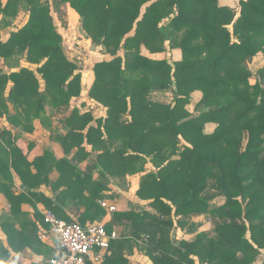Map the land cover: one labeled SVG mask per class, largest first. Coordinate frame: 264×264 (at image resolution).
Listing matches in <instances>:
<instances>
[{
    "label": "trees",
    "instance_id": "trees-1",
    "mask_svg": "<svg viewBox=\"0 0 264 264\" xmlns=\"http://www.w3.org/2000/svg\"><path fill=\"white\" fill-rule=\"evenodd\" d=\"M59 1L69 3L75 10L85 38L113 55L110 60L95 63L88 93L107 107V116L96 119L93 126L89 125L93 120L90 113L72 109L66 117L67 133L56 135L64 152L68 154L76 148L75 156H86L82 145L85 140L97 152L93 167L100 165L103 174L122 178L141 173L136 195L148 200L160 215L186 217L197 212H221L222 223L215 227L218 239L203 242L207 235L203 233L193 242L181 240L176 246L169 240L172 226L168 218L146 210L116 213L131 227V233L147 236L148 244L157 253L151 255L156 264H194L189 254L200 261L206 258L207 264L253 262L259 249H264V143L261 139L254 141L250 134L246 147L240 150L241 136L235 139V130L245 128L241 107L247 106L253 112L264 107L261 79L249 84V73L239 70L241 60L254 51L253 45L254 49L258 46L264 50V0L240 1V15L232 25L237 41L230 38L226 27L232 20L231 11L220 6L218 0ZM33 3L28 8L27 22L11 31L6 41L0 40V57L10 64L18 65L24 54L30 63L39 64L45 59L36 67L44 81L42 91L33 70L21 67L6 74L0 69V119L5 117L24 131H30L34 117H44L46 104L61 107L80 94V74L74 73L76 66L62 52L61 35L51 25L46 6ZM15 5V0H0V26L10 23L6 18L15 15ZM166 41L169 51L177 54L172 64L140 54L142 45L152 53L166 51ZM119 48L124 50L123 56L117 54ZM259 77L264 78V68ZM8 80L12 81V90L5 95ZM171 86L173 105L146 98L150 90ZM196 90L200 93L196 106L202 110L194 115L185 106ZM8 103L14 112L9 111ZM126 112L130 117L124 122ZM258 120L257 128L264 132V114ZM211 124L213 130L206 132L205 126ZM17 136L0 127L4 142L0 143V193L9 203L6 224L2 226L12 251L28 247L43 256V264H49L57 251L38 240L35 222L25 220L20 230L15 228L22 214L21 204L32 202L30 195L42 200L58 218L75 221L61 206L33 190L44 184L56 193L58 202L69 199L82 205L77 222L99 221L105 210L97 199H103L101 190L105 185L92 182L90 175L82 174L66 158L54 159L59 175L50 180L47 172L51 154L47 150L24 152ZM179 136L188 144L180 152ZM142 139L152 142L149 160L139 154ZM175 155L178 158L170 159ZM148 161L157 168L156 172L146 171ZM10 168L30 189L27 193L12 191ZM208 187L221 192V205L209 204L213 198L206 193ZM246 218L248 226L237 221ZM40 221L43 224L42 216ZM177 222L184 225L181 219ZM28 224L30 229H26ZM106 229L111 230L108 226ZM9 257L8 248L0 240V264H13Z\"/></svg>",
    "mask_w": 264,
    "mask_h": 264
},
{
    "label": "crops",
    "instance_id": "crops-1",
    "mask_svg": "<svg viewBox=\"0 0 264 264\" xmlns=\"http://www.w3.org/2000/svg\"><path fill=\"white\" fill-rule=\"evenodd\" d=\"M18 19V18H17ZM16 19V20H17ZM16 20H13V24L16 23ZM164 22V21H163ZM11 23V22H10ZM10 23L7 25L0 26V40L6 41L10 32L15 30L10 27ZM24 23V22H23ZM21 25L18 26L20 28ZM12 25V24H11ZM17 29V28H16ZM58 31V29L56 28ZM60 34V32L58 31ZM78 36L71 35L72 41L77 42L83 47V50H87V54L81 56H76L77 60H75V52H77L78 46L73 44L76 49L71 47V44L65 43L62 45V52L66 59L74 64L76 68L74 69V73L80 74V94L78 96H74L70 99L69 103L63 105L61 107H53L50 104H46L44 107L45 115L43 118L36 120L34 125L31 121V129L30 131L21 130V127H14L8 120L0 119V127H6L10 132L14 135H18L17 143L23 149L24 152L37 151L41 152L43 150H47L52 158L50 159V165L48 169L49 179L54 181L59 175L58 170L56 169L53 161L66 158L72 161V163L81 171L84 175H90L92 182H101L105 187L101 190V194L103 195V199H97L100 206L105 210L104 215L99 219V221L103 222L106 226L110 227V232H115L116 237L112 239L110 246L106 249L95 248L91 251L89 256L86 257L84 264H156L152 259L151 255H156V251L150 247L147 242V236L144 233L137 232L136 234L131 233L132 229L130 226L126 225L124 220L116 217V213H123L125 211H135L146 210L152 213H156L160 218H167L168 216L160 215L155 209H153L149 204L148 200L140 199L136 195V190L139 187L141 173L127 174L122 178H115L110 176L109 174L102 173V168L100 165L93 167L94 160L96 158L97 152L92 150L91 145L87 144L84 140L83 146L86 152V156H75L76 148L71 149V151L67 154L64 152L62 145L56 139V135L62 134L65 135L67 133L66 126V117L71 113L72 109H78L80 114L90 113L93 120L89 125H96L95 120L100 118L104 119L107 116V107L98 103L94 99L89 96V88L91 85L92 77H93V67L95 63L101 61L110 60L113 55H111L108 51H106L101 46L93 45L90 39L85 38L82 27H78ZM61 35V34H60ZM70 35V31L67 32V36ZM133 35V31H130V36ZM62 37V36H61ZM72 45V46H73ZM166 51L155 52L152 53L148 51L143 45L140 46V54L152 59V60H166L168 63L172 64L175 56L170 52L167 46V41L165 42ZM124 50L119 48L117 50V54L119 56H123ZM89 54V55H88ZM79 59V61H78ZM17 64H10L8 60H4L0 57V69L2 73L9 74L11 72H17L21 67H27L30 70H33L35 73L36 67L40 66L44 60L42 59L39 64L30 63L25 59V54L23 57L18 59ZM13 59H11V63ZM38 79V89L39 91L43 90L44 81L41 78L40 74L36 75ZM12 90V81L8 80V84L5 89V95ZM171 92L174 96V86H171L167 89L163 90H150L147 93L146 98L150 101L160 102L164 104L173 105L174 101L168 102L161 98L162 93ZM199 91H194L191 94V99L188 104H186V110L190 112L188 105L191 103H196V97L199 96ZM173 99V98H172ZM195 105V104H194ZM9 111L14 112L13 107L10 103H8ZM129 114L126 112L122 119L124 122L129 119ZM102 128V127H101ZM85 128L83 130V134L86 132ZM0 143L4 145V142L0 138ZM32 145V146H31ZM31 146V147H30ZM7 147V146H6ZM145 153V154H144ZM153 153V148L151 146V142L148 139L141 140V150L140 153L146 159L149 160V156ZM151 164L149 161L147 163V167ZM152 165V164H151ZM154 168V166H153ZM11 169V168H10ZM147 170V168H145ZM154 171L156 169L154 168ZM12 173H15L11 169ZM16 187V188H15ZM12 191L15 194L18 193H27L28 187L24 185L19 178H15L12 184ZM85 193L87 194V190L85 187L83 188ZM36 192H41L45 197H48L52 203H55L62 207L63 212L71 219L78 220V215L83 211L82 205H77L75 203H71L68 199L65 203H60L56 200V193L51 191L50 188L46 185H41L39 188L33 189ZM29 198L32 202L22 203L20 206V210L22 214H19L16 222L15 228L16 230H20V223L25 220L35 222L36 226V236L38 240L42 243L50 247L53 251H57L58 247L55 241V238L46 233L44 238H40L38 236V227H42L45 229V225L41 223L40 217L42 213L46 210L45 205L42 200L35 199L29 195ZM6 211L9 213V203L6 199ZM7 213V214H8ZM37 216V217H36ZM184 219L187 220L185 217ZM96 221V220H94ZM92 221V222H94ZM90 221H86L89 223ZM31 225H27L26 229H30ZM107 230V229H106ZM186 230H182V228L177 227V229L171 228L169 230V240L170 242L176 246L179 244L180 237L185 241L187 239ZM33 233V230L32 232ZM30 233V234H31ZM175 233H178V236L175 237ZM4 246L8 248L10 252V257L8 260L12 259L13 264H43L44 259L41 254L35 253L30 248H24L22 251L14 252L12 251L7 243V240L4 238H0ZM6 241V242H5ZM177 241V242H176ZM148 249L151 251L149 253Z\"/></svg>",
    "mask_w": 264,
    "mask_h": 264
},
{
    "label": "rangeland",
    "instance_id": "rangeland-1",
    "mask_svg": "<svg viewBox=\"0 0 264 264\" xmlns=\"http://www.w3.org/2000/svg\"><path fill=\"white\" fill-rule=\"evenodd\" d=\"M1 1L2 3L8 2V0H1ZM30 1L32 3L36 2L41 6H46L48 10L47 14L51 19V25L57 28L62 36L61 37L62 38L61 43L63 42L62 45H65V43L66 44L69 43L71 44V47L73 49H76V47L73 44L78 46L77 52H75V58H76L75 60H77L76 56H81V54L83 55L87 54V50H83V47H81L80 44H78L77 42L74 43V41H72L71 39V35L73 36L79 35L78 27H80L81 24H80L79 16L76 14L75 10L71 7L69 3L60 2L59 0H30ZM240 1L241 0H218V3L220 4V6L226 7L230 9L229 11H231L230 13L232 14V20L230 24H228L226 27L231 33L230 38L236 41L238 39V36L237 34H234V33L232 34V25L240 15ZM15 2H16L15 15L13 16L9 15V17L6 18V20L11 22L10 27L14 29L18 28V26L21 25L23 22H24L23 25L27 22L28 17H29L28 8L32 4L28 0H15ZM2 16L3 15L0 12V20L2 19ZM13 20L14 21L16 20V23L13 24ZM69 31H70V35L67 36V32ZM252 50L254 51L250 55H246L241 60L239 70H243L242 71L243 73L245 72L249 73V77L247 80L249 84H254L256 83L257 80L260 82V79H261V82H262L261 84H262V87L264 88V78L259 77V72L264 68V50L262 48H258V46H256L254 49V45H253ZM232 95L234 94L232 93ZM161 98L170 102L173 100L172 99L173 95L169 91L167 94L162 93ZM199 98H200V95L196 97V101ZM188 107H189L191 114H194V115H196L198 111L202 110V107L196 106V103H193V102L191 103V105H188ZM247 108H248L247 106H243L240 108V111H239V112H243L242 117L244 118V126H245L244 130H241L240 127H237V129L235 130L236 131L235 139L238 138V136H241L239 140L240 150H243L246 147L247 145L246 143H247V140L250 134H252L251 138L254 141L257 142V141H260L261 139L262 143H264V132L263 131L259 132L257 128L258 124L261 121V120L260 121L258 120V116L261 114H264V107L259 106L257 112L249 111L247 110ZM39 119L41 118L34 117L32 119V124L34 125L35 124L34 122ZM4 120H6V118ZM213 128H214V124L206 125L204 130L206 129V132H210L213 130ZM238 129H239V132H237ZM255 131H258V134H253ZM184 145H188V144L186 143V141H184V139L181 136H179L178 152H180L184 148ZM151 146H152V142H151ZM176 158H178L177 155L170 157V159H176ZM151 164H149L150 167L148 166L146 171L149 170L151 172H156L154 171V168L155 169L157 168L155 166L153 168V164L152 165ZM10 173L12 175L11 183L13 184L14 179L18 178V176L16 173H12L11 169H10ZM206 191H207L206 192L207 194L212 195L213 199L209 201V204L211 206H219L223 203L224 197L223 195H221V192L215 189L209 188V187L207 188ZM7 213L8 211H6V197L2 193H0V238H4L5 240H6V232L3 230L2 224L3 223L6 224ZM220 214L221 212L217 213V215L216 214L211 215L210 213H205V212L191 213L186 216L188 220L186 221V219H184L185 217L175 216L173 213L172 214L170 213V215L167 218L171 222L172 228L177 229V227H180L182 228V230H186L185 232L187 236V239H186L187 242H193L198 237H201L203 233L204 235L207 234L203 238V242H208L210 240L218 239L220 237L216 234V230H215L216 225L218 223L219 224L222 223V219L219 217L221 216ZM178 219L183 220L184 225L178 224L177 222ZM248 220H249L248 218L243 219V221L237 219V221L243 222V224H245L246 226L249 225ZM255 222H258V221L256 220ZM176 236H178V233H175L174 239L176 238ZM245 236L248 238L250 243H252L255 246L256 243L251 242V238L249 237V232H246ZM180 240H184V239L180 237ZM188 259L194 260V264H207L208 263L206 258L203 259V261H200L199 258L194 254H189ZM213 264H216V263H213ZM250 264H264V249H259L258 255L255 257L254 261L251 262Z\"/></svg>",
    "mask_w": 264,
    "mask_h": 264
},
{
    "label": "built area",
    "instance_id": "built-area-1",
    "mask_svg": "<svg viewBox=\"0 0 264 264\" xmlns=\"http://www.w3.org/2000/svg\"><path fill=\"white\" fill-rule=\"evenodd\" d=\"M45 229L38 227V236L46 233L55 238L58 250L49 264H84L85 259L95 248L106 249L115 232H108L101 221L80 224L65 221L46 209L42 213Z\"/></svg>",
    "mask_w": 264,
    "mask_h": 264
}]
</instances>
